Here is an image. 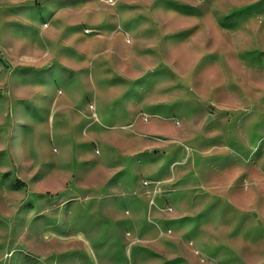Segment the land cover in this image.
Instances as JSON below:
<instances>
[{
	"label": "rangeland",
	"instance_id": "rangeland-1",
	"mask_svg": "<svg viewBox=\"0 0 264 264\" xmlns=\"http://www.w3.org/2000/svg\"><path fill=\"white\" fill-rule=\"evenodd\" d=\"M0 264H264V0H0Z\"/></svg>",
	"mask_w": 264,
	"mask_h": 264
},
{
	"label": "bare ground",
	"instance_id": "bare-ground-1",
	"mask_svg": "<svg viewBox=\"0 0 264 264\" xmlns=\"http://www.w3.org/2000/svg\"><path fill=\"white\" fill-rule=\"evenodd\" d=\"M31 14V16L33 17L32 19L34 20V19H38L39 18V11L36 9V8H32L31 10H30V13H29V15ZM40 30V29H39ZM36 43V42H35ZM36 112V111H35ZM109 118V117H108ZM15 139H17V137L15 136Z\"/></svg>",
	"mask_w": 264,
	"mask_h": 264
}]
</instances>
